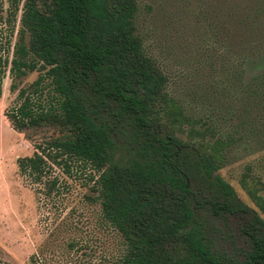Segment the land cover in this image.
Here are the masks:
<instances>
[{
    "label": "trees",
    "instance_id": "1",
    "mask_svg": "<svg viewBox=\"0 0 264 264\" xmlns=\"http://www.w3.org/2000/svg\"><path fill=\"white\" fill-rule=\"evenodd\" d=\"M11 6L0 96L8 72L17 93L5 116L33 145L16 161L36 194L60 192L59 172L88 168L85 196L119 236L113 264H264V177L254 170L264 159L237 178L248 201L221 173L233 153L264 149V71L245 79L227 64L212 87L228 98L182 97L146 50L139 0ZM39 261L33 252L25 264Z\"/></svg>",
    "mask_w": 264,
    "mask_h": 264
},
{
    "label": "rangeland",
    "instance_id": "2",
    "mask_svg": "<svg viewBox=\"0 0 264 264\" xmlns=\"http://www.w3.org/2000/svg\"><path fill=\"white\" fill-rule=\"evenodd\" d=\"M11 1L0 0L1 41L10 34ZM139 1L138 25L146 50L169 73L176 94L191 98L210 93L216 101L225 100L227 95L212 87L225 65L239 64L245 79L264 71V0ZM35 76L33 71L16 82L23 86ZM10 84L6 72L0 96V258L4 264H25L38 252L41 261L36 264H113L119 236L103 221L98 204L85 196L93 195L88 168L73 175L59 172L65 184L52 195H37L18 172L17 157L31 154L33 145L5 116L17 93ZM262 156L264 149L250 155L235 152L221 168L247 201L237 178L246 162L257 163ZM254 170L264 177V161Z\"/></svg>",
    "mask_w": 264,
    "mask_h": 264
}]
</instances>
